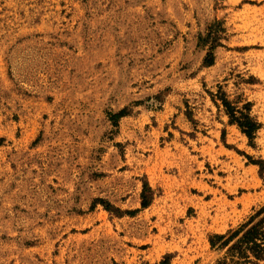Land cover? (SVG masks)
<instances>
[{
  "label": "rangeland",
  "instance_id": "obj_1",
  "mask_svg": "<svg viewBox=\"0 0 264 264\" xmlns=\"http://www.w3.org/2000/svg\"><path fill=\"white\" fill-rule=\"evenodd\" d=\"M219 87L251 103L253 144ZM259 160L264 0H0V264L229 259L210 237L264 207Z\"/></svg>",
  "mask_w": 264,
  "mask_h": 264
},
{
  "label": "trees",
  "instance_id": "obj_2",
  "mask_svg": "<svg viewBox=\"0 0 264 264\" xmlns=\"http://www.w3.org/2000/svg\"><path fill=\"white\" fill-rule=\"evenodd\" d=\"M225 29L222 22L215 20L209 24L205 34H200L198 46L207 47L204 57V66H212L215 63V50L221 46V39ZM213 102L224 108L229 117V123L236 125L253 144L261 123L251 114V103L239 105L240 100L229 99L227 93L219 87L216 94L211 93ZM220 101V102H219ZM119 113L117 116H122ZM253 163L264 170L262 160ZM148 193V194H147ZM153 198V191L147 183L144 184L142 192V206L148 207ZM107 207V206H105ZM212 247L227 248L228 258L217 261L216 264H260L264 261V207L252 215L248 221L235 230H229L225 234H214L210 237Z\"/></svg>",
  "mask_w": 264,
  "mask_h": 264
},
{
  "label": "bare ground",
  "instance_id": "obj_3",
  "mask_svg": "<svg viewBox=\"0 0 264 264\" xmlns=\"http://www.w3.org/2000/svg\"><path fill=\"white\" fill-rule=\"evenodd\" d=\"M214 215L211 216V211L206 210L203 214L205 219L211 218L213 226L221 227L225 224L227 220V207L225 205H220L214 209Z\"/></svg>",
  "mask_w": 264,
  "mask_h": 264
}]
</instances>
